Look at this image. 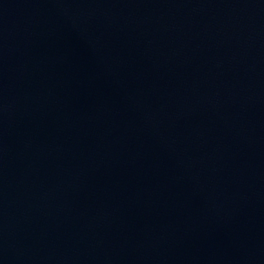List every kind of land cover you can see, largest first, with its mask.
<instances>
[{
    "label": "water",
    "instance_id": "1",
    "mask_svg": "<svg viewBox=\"0 0 264 264\" xmlns=\"http://www.w3.org/2000/svg\"><path fill=\"white\" fill-rule=\"evenodd\" d=\"M0 264H264V0H0Z\"/></svg>",
    "mask_w": 264,
    "mask_h": 264
}]
</instances>
